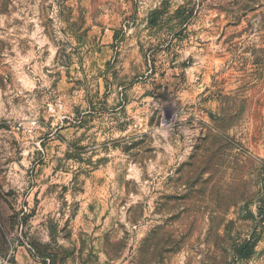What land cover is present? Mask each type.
Returning <instances> with one entry per match:
<instances>
[{"label":"rangeland","instance_id":"obj_1","mask_svg":"<svg viewBox=\"0 0 264 264\" xmlns=\"http://www.w3.org/2000/svg\"><path fill=\"white\" fill-rule=\"evenodd\" d=\"M0 264H264V0H0Z\"/></svg>","mask_w":264,"mask_h":264},{"label":"trees","instance_id":"obj_2","mask_svg":"<svg viewBox=\"0 0 264 264\" xmlns=\"http://www.w3.org/2000/svg\"><path fill=\"white\" fill-rule=\"evenodd\" d=\"M158 14L154 15V18L157 19ZM254 216V215H253ZM257 240L254 238L248 239L242 246L235 250V255L240 260H248L251 258L257 247Z\"/></svg>","mask_w":264,"mask_h":264}]
</instances>
